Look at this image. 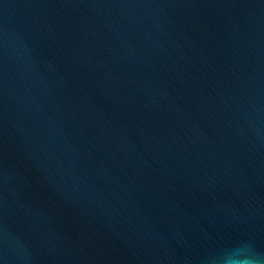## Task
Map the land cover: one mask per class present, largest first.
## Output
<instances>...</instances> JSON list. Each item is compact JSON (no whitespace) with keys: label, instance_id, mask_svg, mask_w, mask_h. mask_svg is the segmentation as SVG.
<instances>
[{"label":"water","instance_id":"95a60500","mask_svg":"<svg viewBox=\"0 0 264 264\" xmlns=\"http://www.w3.org/2000/svg\"><path fill=\"white\" fill-rule=\"evenodd\" d=\"M264 264V0H0V264Z\"/></svg>","mask_w":264,"mask_h":264},{"label":"clouds","instance_id":"9594fccd","mask_svg":"<svg viewBox=\"0 0 264 264\" xmlns=\"http://www.w3.org/2000/svg\"><path fill=\"white\" fill-rule=\"evenodd\" d=\"M228 264H234V262L233 261H228Z\"/></svg>","mask_w":264,"mask_h":264}]
</instances>
